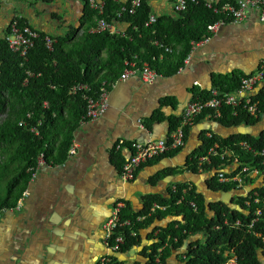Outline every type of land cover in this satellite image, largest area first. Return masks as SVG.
Segmentation results:
<instances>
[{
	"label": "crops",
	"instance_id": "0c3cea01",
	"mask_svg": "<svg viewBox=\"0 0 264 264\" xmlns=\"http://www.w3.org/2000/svg\"><path fill=\"white\" fill-rule=\"evenodd\" d=\"M85 6V0H53L50 4L0 0V39L15 18L25 19L39 33L63 35L67 26H79ZM151 14L176 15L168 0H161ZM117 28L124 32V26ZM263 61L264 23L257 11L250 10L244 21L219 26L207 41L197 43L177 72L159 74L153 83H146L139 74L124 80L119 77L108 88L105 113L98 120L80 123L73 131L71 144L76 145L75 154H53L37 166L23 192V206L19 211L1 214L0 264H96L106 252L103 225L116 203L139 213L146 197L170 199L174 188L180 185L194 187L203 197L208 214L209 205L218 202L240 211L237 197L263 186L264 172L251 168L248 178L253 180L252 185L216 192L208 185L215 172L209 174L200 166L192 171L189 161L211 133L225 138L243 130L257 136L264 131V118L254 127L230 129L211 119L192 122L181 149L150 160L129 182L120 176L128 152L117 148V144L121 140L146 143L166 139L178 127L183 130L188 126H177V120L193 100L194 90H213L215 75L235 71L253 74ZM176 220V216L168 215L154 221L138 232L137 245L112 257L122 264H146L160 230ZM201 240L204 242L202 233L190 234L170 251L165 264H184L186 247L201 244ZM163 246H168L167 242ZM258 261L264 264L261 252Z\"/></svg>",
	"mask_w": 264,
	"mask_h": 264
},
{
	"label": "trees",
	"instance_id": "16d2710c",
	"mask_svg": "<svg viewBox=\"0 0 264 264\" xmlns=\"http://www.w3.org/2000/svg\"><path fill=\"white\" fill-rule=\"evenodd\" d=\"M31 1L42 4L53 2ZM85 1L84 16L79 26L69 25L63 35L49 36L54 41L51 49L45 44V37L48 35L38 31L33 48L24 58L8 49L6 35L0 39V210L15 206L25 191L32 172L36 170L40 154L46 163L53 154L62 152L64 155L72 145V133L85 115V101L81 94L71 96L70 87L78 83L87 84L93 92H97L102 85L109 88L120 77L124 62L133 61L135 56L134 61L138 65L147 62L160 75L173 74L183 67L193 48L192 43L208 39L211 34L207 27L222 17L206 6V2L210 0L188 1L184 11L175 12L174 16H160L155 25L144 27V22L152 13L149 0H139L141 5L134 14L125 12L120 17H117V13L121 8L127 7L131 0H105L101 14L90 9L87 0ZM168 1L173 3L175 0ZM224 2L225 0H212L213 7ZM99 19L124 26V32L91 33V28L95 27ZM14 21L19 25L30 26L23 18H15ZM152 41L168 47L171 53L153 46ZM160 55H163L162 60L159 59ZM251 75L239 71L215 75L213 90L220 95L232 94L239 89L242 79ZM262 86L259 95L253 98L261 101V112L257 118L238 108L235 109L236 112L223 106L219 117H214L213 109H207L197 115L193 123L211 119L227 129L256 126L264 118V77ZM193 94V98L203 100L211 97L210 91L194 90ZM177 121L179 126L181 118ZM189 127L183 129L184 138ZM32 128L37 130V134L31 131ZM242 141L250 146V150L239 146ZM215 144L217 154L208 156V150ZM178 150L164 155H171ZM224 150L232 153V156L221 157L220 153ZM263 150L264 131L257 136L236 133L225 138L211 133L208 138H204L203 146L191 154L189 167L195 171L199 166V158L208 157L200 167H204V171L209 174L215 172L208 180L209 189L216 192L236 190V182L221 183L218 174L222 172L226 177L234 175L226 172V167L234 157L242 166L257 168L259 173L264 172ZM248 177L244 178L241 187L252 185L253 180ZM254 198L259 199L258 204L254 203ZM178 201L180 203L176 205ZM245 201H249V206L244 204ZM191 202L196 210L191 209ZM263 203L264 185L246 196L237 197L240 211L230 210L218 202L209 205L210 214L205 209L203 197L194 187L177 186L167 200L148 196L144 209L139 213L129 212L127 205L121 211L122 220L131 222V227L121 229L127 237L121 252L138 244L137 234L141 229L170 215L176 216L178 220L161 229L157 242L152 246L155 253L156 248L163 247L167 242L168 246H164L161 251L163 262H166L170 251L183 244L190 234L202 233L203 245L189 244L184 253V264H221L231 257L236 258L237 264H259L258 253L261 252L264 257ZM155 204L166 210L155 209L151 212ZM257 209H262V215L249 230L248 225L255 218ZM142 216L146 217L139 219ZM216 227L218 228L215 229ZM130 230L134 231V237L127 236L130 235ZM152 256L150 255L146 264H152ZM112 262L122 264L114 257Z\"/></svg>",
	"mask_w": 264,
	"mask_h": 264
},
{
	"label": "built area",
	"instance_id": "2783aa9c",
	"mask_svg": "<svg viewBox=\"0 0 264 264\" xmlns=\"http://www.w3.org/2000/svg\"><path fill=\"white\" fill-rule=\"evenodd\" d=\"M188 1L196 2L197 0H175L173 5V10L176 13L182 12L185 10ZM88 6L90 9L97 11L99 14L102 13L105 0H87ZM141 5L139 0H131L127 7L121 8L117 13V17H120L123 13L127 12L128 14H134L136 9ZM206 6L211 8L215 14L221 15L220 19L214 24L207 27V31L212 34L216 31L217 27L222 26L226 23H238L244 21L250 10H255L258 13V18L260 22L264 23V0H225V2L219 6H214L212 0L206 2ZM158 17L153 14H150L147 20L144 22V27H150L156 24ZM118 25L110 24L104 19H99L96 22L95 27L91 28V33H101L108 32L110 34H120L123 31L117 28ZM38 34L36 30L32 29L30 26L24 24L19 25L16 21L10 25L8 33L5 36V40L8 45V49L16 54H19L21 57H25L30 49L34 46V41L37 38ZM205 41V40H204ZM207 41V39H206ZM53 39L49 36L45 37V44L48 49L52 48ZM153 46H158L163 48L166 53H171L169 48H164L161 44L156 41H152ZM197 43H192L194 47ZM126 60L124 62V69L120 75V79L124 80L130 76L139 74L141 78L146 83H153L156 78L159 77L158 72L153 69L147 62H143L138 65L134 60ZM255 73L246 79H242L241 86L239 89L232 94L220 95L216 90H211V97L207 100L201 98H193L187 106L185 107L183 114L181 116L182 127L191 125L193 119L201 114L207 109H213L214 117L220 116V109L223 106L232 108L234 111L243 110L250 116L257 118L258 113L261 112L260 104L261 101L256 98L259 95V91L262 90V81L264 77V61L261 62L258 66ZM69 94L71 96L81 94L82 98L85 101V115L81 120V123L86 121H95L98 120L107 109V96H108V87L102 85L97 92H93L92 89L87 84L78 83L70 87ZM262 99L264 100V93L262 94ZM238 108V109H237ZM237 109V110H235ZM35 134L37 130L32 128ZM184 141V132L181 127H178L174 132H172L166 139H160L155 141H148L146 143L140 142H124L119 141L117 148H125L128 152V157L125 162L122 164L120 176L124 181H132L135 177L138 169L144 164L148 163L150 160L157 157H161L171 150H176L183 145ZM239 146L243 149L250 150V146L246 142H240ZM217 145L215 144L212 148L208 150L209 155H216ZM76 145L72 144L68 150L69 155L75 154ZM264 152V150L262 151ZM221 157L228 156L231 157L232 153L224 150L220 153ZM208 160V157H201L199 160V166ZM44 163L43 155L40 154L37 159V166H40ZM237 158L234 157L229 166L226 167V172L234 173L233 176L226 177L222 172L218 174V179L220 182H236L239 187L243 184V180L246 176H249L248 170L245 166L237 164ZM231 170V171H230ZM32 172V177L34 173ZM175 190V188H174ZM25 193L17 200L16 204L12 208H6L0 210L1 214L12 211H19L23 206ZM254 203L258 204L259 199L254 198ZM178 204L180 201L177 202ZM246 206H249V201H245ZM190 207L193 210H196V206L191 202ZM124 208L122 203H116L110 217L106 220L103 225V245L106 249V252L100 256L96 264H114L112 262V256L109 253H118L121 252V248L126 244L127 237L123 234L121 229L123 227H131V222L129 220H122L121 211ZM264 208V203H263ZM155 209L164 210V207H159L156 204L153 205L150 210L153 212ZM262 215V209H257L254 213L255 218L248 225V229L251 230L257 221V219ZM146 216H142L139 219L143 220ZM227 221L225 220V224ZM238 224V223H237ZM216 227L215 229H217ZM131 229V228H130ZM130 235L135 236L134 231L130 230ZM264 240V238H263ZM164 249V246L158 248L153 254L150 252L152 257V264H165L161 258V251ZM148 262V261H147ZM221 264H237L235 257L227 259Z\"/></svg>",
	"mask_w": 264,
	"mask_h": 264
},
{
	"label": "rangeland",
	"instance_id": "374dc122",
	"mask_svg": "<svg viewBox=\"0 0 264 264\" xmlns=\"http://www.w3.org/2000/svg\"><path fill=\"white\" fill-rule=\"evenodd\" d=\"M161 2V0H152V2H151V4H150V2H149V5H150V7L152 6L153 7V10L152 11H154V9H155V7L157 6V5H159V3ZM190 211V210H189ZM188 211V212H189ZM201 245H203V240H201Z\"/></svg>",
	"mask_w": 264,
	"mask_h": 264
},
{
	"label": "water",
	"instance_id": "95a60500",
	"mask_svg": "<svg viewBox=\"0 0 264 264\" xmlns=\"http://www.w3.org/2000/svg\"><path fill=\"white\" fill-rule=\"evenodd\" d=\"M239 134H246L243 130L239 132ZM111 256H113L115 253H109Z\"/></svg>",
	"mask_w": 264,
	"mask_h": 264
},
{
	"label": "bare ground",
	"instance_id": "6f19581e",
	"mask_svg": "<svg viewBox=\"0 0 264 264\" xmlns=\"http://www.w3.org/2000/svg\"><path fill=\"white\" fill-rule=\"evenodd\" d=\"M12 23H13V22H12ZM12 23H11V24H12ZM11 24H10V25H11ZM8 29H9V28H8ZM7 33H8V31H7ZM7 33H6V34H7Z\"/></svg>",
	"mask_w": 264,
	"mask_h": 264
},
{
	"label": "clouds",
	"instance_id": "9594fccd",
	"mask_svg": "<svg viewBox=\"0 0 264 264\" xmlns=\"http://www.w3.org/2000/svg\"><path fill=\"white\" fill-rule=\"evenodd\" d=\"M222 183V182H221ZM239 187V186H238ZM240 188H242V187H240ZM192 209V208H191ZM193 210V209H192Z\"/></svg>",
	"mask_w": 264,
	"mask_h": 264
}]
</instances>
